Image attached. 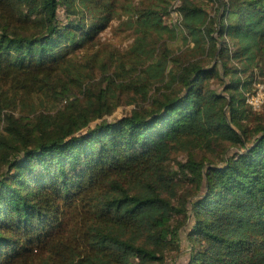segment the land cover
Listing matches in <instances>:
<instances>
[{
  "label": "trees",
  "instance_id": "trees-1",
  "mask_svg": "<svg viewBox=\"0 0 264 264\" xmlns=\"http://www.w3.org/2000/svg\"><path fill=\"white\" fill-rule=\"evenodd\" d=\"M195 1L179 8L189 60L142 41L140 68L95 92L80 52L100 45L120 0H0V264H163L182 234L186 264H264V110L246 103L264 70V0H215L214 16ZM166 12L137 9V40L168 30ZM51 94L73 99L36 113ZM123 94L148 105L75 136ZM224 144L236 149L219 164L189 154L170 167L179 150ZM180 173L203 193L176 204Z\"/></svg>",
  "mask_w": 264,
  "mask_h": 264
},
{
  "label": "rangeland",
  "instance_id": "rangeland-1",
  "mask_svg": "<svg viewBox=\"0 0 264 264\" xmlns=\"http://www.w3.org/2000/svg\"><path fill=\"white\" fill-rule=\"evenodd\" d=\"M183 1L184 0H120V5L116 10L114 19L111 21L109 27L101 34L100 45L91 50L87 56L85 55L87 52L84 54L83 52H80L81 56L79 59H81V64L85 67H87L86 64H88V66H90V69L88 70L94 76V80L91 82L95 86V92H99V90H101V86H103L102 90H104L105 85L103 79L104 77L109 76V74L118 72L119 69L124 70L119 72L125 73L131 68H140V63H137V61H139L138 52L142 41L145 43L148 42L147 47L152 44L149 41H155L157 50L165 49V51L172 53L169 54L170 57H179L178 59L180 60H187L189 58L184 56V54L192 49L194 46V41L192 37L189 36L188 31L181 24L182 18L179 8ZM195 2L201 6H204L211 16L216 14L217 2L215 0H196ZM155 6H157V9H162L163 7L167 8V12L163 14V20L169 29L157 33L149 32L147 33L145 39L137 40V38L142 37V32L139 31V25H137L135 22L131 23L133 22L132 17L135 15L137 9ZM98 50L99 53L97 52ZM143 57L145 58V56H142V58ZM211 62L212 59L207 57L205 66L211 65ZM173 64V62H170V68L173 66ZM251 72L254 74V82L249 90L252 91L255 84L264 83V70L261 69V66H259L255 67ZM103 73H105V75ZM129 76H131V70L129 72ZM211 87L214 92L216 90H222L223 88L222 83L219 80H213ZM156 88L162 87L155 86L152 94L157 92ZM74 93L77 94L78 92L75 91ZM78 95L80 98L82 97V94ZM125 95L126 94H123L122 97H120L121 100H117L119 102L118 106H116L114 112L111 115H105L102 119L91 122L75 136L89 134L90 131L95 128L96 124L100 123L104 119L108 121L117 120L123 116L131 114L134 110H140L144 106L148 105V103L145 102L126 104L125 99H127V97H125ZM42 99L43 101L41 102ZM42 99L38 100L36 98L37 108L35 112L38 114L42 111L47 113H55L68 100L73 99V95H71L69 99L66 97L59 100L56 95L51 94L48 98ZM3 105L4 107L7 106L6 104ZM9 112L14 113V110L12 111L7 108L3 111L4 114ZM14 114L19 115L16 113ZM28 114L29 113L26 112L23 116ZM3 126L4 122L1 121L0 130L3 128ZM235 149V147H232L229 144H224L222 146H217L214 151H202L200 149H190L189 151L179 150L173 156L170 162V167L174 171V174H176V172H180L178 163L185 162L188 159L189 154L195 157L197 160L205 159L206 161L219 164L222 162L224 156L231 153V151ZM180 174L176 178L177 197L174 199L176 204L182 203V198H186L191 195L197 196L203 193V188H198V185L193 182L192 176L190 174L188 177H183V174ZM178 219L181 220L183 218L180 216L176 217L175 220L172 221V226H183V224L178 222ZM186 242L187 241L184 234H182L180 242L177 240L168 241L163 251V256L165 258L163 264H186L187 256L185 253H182L186 249Z\"/></svg>",
  "mask_w": 264,
  "mask_h": 264
},
{
  "label": "built area",
  "instance_id": "built-area-1",
  "mask_svg": "<svg viewBox=\"0 0 264 264\" xmlns=\"http://www.w3.org/2000/svg\"><path fill=\"white\" fill-rule=\"evenodd\" d=\"M246 103L254 112L264 108V83L255 84L253 90L246 93Z\"/></svg>",
  "mask_w": 264,
  "mask_h": 264
}]
</instances>
